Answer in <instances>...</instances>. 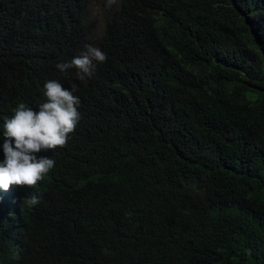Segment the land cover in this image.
Returning a JSON list of instances; mask_svg holds the SVG:
<instances>
[{
    "label": "trees",
    "instance_id": "obj_1",
    "mask_svg": "<svg viewBox=\"0 0 264 264\" xmlns=\"http://www.w3.org/2000/svg\"><path fill=\"white\" fill-rule=\"evenodd\" d=\"M86 45L90 78L57 69ZM46 79L80 120L0 198V264H264V0H0L1 161Z\"/></svg>",
    "mask_w": 264,
    "mask_h": 264
},
{
    "label": "clouds",
    "instance_id": "obj_2",
    "mask_svg": "<svg viewBox=\"0 0 264 264\" xmlns=\"http://www.w3.org/2000/svg\"><path fill=\"white\" fill-rule=\"evenodd\" d=\"M106 60V54L99 48L86 45L85 51L69 62L57 63L56 67L63 73L75 68L76 77L84 81L94 74L98 63ZM76 91V87L64 88L58 81L49 80L44 84V93H40L37 101L31 104L33 108L20 102L4 116L0 198H14L17 195L15 186L34 187L54 168V159L37 154L55 151L67 144L69 134L74 132L80 120V100L74 95ZM5 110L6 107L3 113ZM39 202L40 196L35 193H29L23 200L29 207ZM15 258L19 259L18 252Z\"/></svg>",
    "mask_w": 264,
    "mask_h": 264
},
{
    "label": "rangeland",
    "instance_id": "obj_3",
    "mask_svg": "<svg viewBox=\"0 0 264 264\" xmlns=\"http://www.w3.org/2000/svg\"><path fill=\"white\" fill-rule=\"evenodd\" d=\"M90 11L92 14V19L98 28L99 27L98 25L102 21V18H101L103 15L102 7L100 6V4L99 5L98 4H92V5H90Z\"/></svg>",
    "mask_w": 264,
    "mask_h": 264
}]
</instances>
